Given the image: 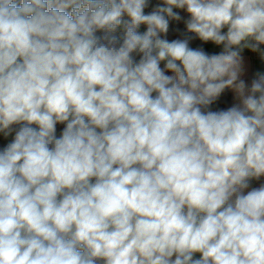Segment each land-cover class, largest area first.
I'll use <instances>...</instances> for the list:
<instances>
[{"label": "clouds", "instance_id": "9594fccd", "mask_svg": "<svg viewBox=\"0 0 264 264\" xmlns=\"http://www.w3.org/2000/svg\"><path fill=\"white\" fill-rule=\"evenodd\" d=\"M148 5L0 0V264H264V0Z\"/></svg>", "mask_w": 264, "mask_h": 264}, {"label": "crops", "instance_id": "0c3cea01", "mask_svg": "<svg viewBox=\"0 0 264 264\" xmlns=\"http://www.w3.org/2000/svg\"><path fill=\"white\" fill-rule=\"evenodd\" d=\"M179 14L181 15L182 19L180 21H171L169 25V33L167 38L169 40L176 39V38H183L182 33H186V26L185 21L186 18L189 17L186 10H178ZM224 32L227 31V29H223ZM144 32V31H140ZM190 46L193 48H203L205 52L209 54H218L220 51H222V45L217 46L214 45L212 42L204 43L200 41L199 39L192 40L190 42ZM262 49H264V45L261 46ZM135 55V54H134ZM243 56V72L240 76V79H243L245 83L250 87L251 81L256 78V73H264V61L261 59L260 54L257 52H252L250 49H244L242 52ZM136 59H139V56H136ZM164 62L161 63V67L163 68ZM168 75H172L170 72H166ZM230 93L231 103L230 107L233 106L236 103H239V101L235 98V94L232 92V90L228 89ZM11 136L14 140L15 132L13 131L11 133ZM9 136L5 137L3 133H1L0 137V143L3 142L4 147L12 142L13 140L8 138ZM3 138V139H2ZM261 184H264V176H262L260 179H253L250 181V187L249 189H245V194L247 191L251 190V188H257ZM195 258H199V254H196Z\"/></svg>", "mask_w": 264, "mask_h": 264}, {"label": "built area", "instance_id": "2783aa9c", "mask_svg": "<svg viewBox=\"0 0 264 264\" xmlns=\"http://www.w3.org/2000/svg\"><path fill=\"white\" fill-rule=\"evenodd\" d=\"M158 5L162 6V0H149V5L145 9V12L146 13L151 12ZM174 11H177V9H174ZM125 18H127V17H125ZM139 31H146V26L145 25H141ZM97 34L98 35H102V33H99V32ZM116 35L122 36L123 35V30L122 29H118ZM65 126H66L65 124H57V126H56V136L57 137H59L61 135V133H62V131H63ZM14 127H18V126H14ZM0 137H1V133H0Z\"/></svg>", "mask_w": 264, "mask_h": 264}, {"label": "trees", "instance_id": "16d2710c", "mask_svg": "<svg viewBox=\"0 0 264 264\" xmlns=\"http://www.w3.org/2000/svg\"><path fill=\"white\" fill-rule=\"evenodd\" d=\"M190 17L186 18L189 19ZM185 25V24H184ZM231 98L229 90L226 89L225 92L210 106V110H227L230 108Z\"/></svg>", "mask_w": 264, "mask_h": 264}, {"label": "rangeland", "instance_id": "374dc122", "mask_svg": "<svg viewBox=\"0 0 264 264\" xmlns=\"http://www.w3.org/2000/svg\"><path fill=\"white\" fill-rule=\"evenodd\" d=\"M9 137L8 138H10V139H12L13 140V138H12V136H11V134L10 135H8ZM3 139V138H2ZM4 148V145H3V142L2 143H0V149H3Z\"/></svg>", "mask_w": 264, "mask_h": 264}]
</instances>
